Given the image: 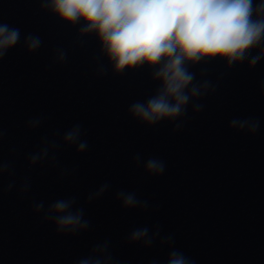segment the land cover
I'll return each mask as SVG.
<instances>
[{"label":"clouds","instance_id":"9594fccd","mask_svg":"<svg viewBox=\"0 0 264 264\" xmlns=\"http://www.w3.org/2000/svg\"><path fill=\"white\" fill-rule=\"evenodd\" d=\"M41 5L65 23L81 24V37L95 34L114 73L145 65L154 70L152 78L159 81L156 93L146 102H134L129 108L134 118L150 126L162 120L182 119L190 102L194 112L201 111L203 105L195 101L215 90L207 80L194 82L195 74L189 71L188 65L222 59L231 66L249 60L251 51L257 48L260 50L251 56L249 67L264 59V0H258L255 6L254 0H41ZM19 39V29L0 22V60ZM40 44L37 36L29 34L25 38L29 52L37 50ZM57 58L62 62L66 53L60 51ZM41 122L36 118L30 120L28 126L35 128ZM180 127L181 124H176L174 130ZM229 127L255 134L259 121L234 118ZM81 135V126L77 124L63 133V143L76 145L77 152H83L87 142L81 140ZM2 139L3 130L0 129V142ZM59 147L55 139L44 138L41 149L29 154V166L46 158L55 162ZM135 160L139 164L140 156L137 155ZM144 167L150 175H160L165 170L164 162L155 158H149ZM5 172L11 176L13 165L0 154V198L5 191ZM12 186L9 183L7 190L10 191ZM29 188L30 183L25 180L20 192H27ZM108 188V184L101 185L89 194L88 201L99 198ZM116 198L125 208L147 209L149 206L148 201L138 199L134 192L119 191ZM75 204L76 198L72 197L58 199L46 210L43 202L34 203L33 210L36 213L43 211V219L53 222L58 232L75 234L89 227L83 208H75ZM157 238L161 245L171 246L174 242L170 235L161 236L159 226L151 234L147 227L134 229L128 240L149 247ZM78 264H115V261L105 242L94 246L92 253ZM166 264H194V261L172 249Z\"/></svg>","mask_w":264,"mask_h":264}]
</instances>
